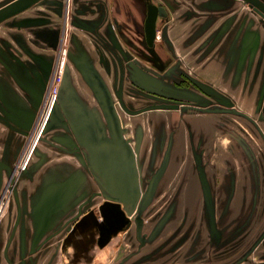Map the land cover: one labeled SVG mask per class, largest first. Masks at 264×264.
Instances as JSON below:
<instances>
[{"label": "crops", "instance_id": "crops-1", "mask_svg": "<svg viewBox=\"0 0 264 264\" xmlns=\"http://www.w3.org/2000/svg\"><path fill=\"white\" fill-rule=\"evenodd\" d=\"M0 1L6 6L15 0ZM154 2L165 8L167 16L157 19L154 45L148 48L141 0H65L64 28L68 26L69 12L76 14V22L83 21L77 26L97 28L93 38L88 39L92 46L86 47L92 48L91 57L82 50V60H113L115 75L128 73L129 79L131 72H125L119 64L126 60L140 61L137 68L143 74L138 77L141 84L147 82L148 71L142 63L147 61L160 71L157 74H162L169 90L188 91V102H196V93L192 92L191 83L181 85L185 75L204 83L205 90L224 97L218 103L210 102L214 104L210 109L194 112L198 114L182 113V107L179 110L171 106V115L167 109L162 110L167 116L160 114L153 118L141 114L137 121H130L136 122L131 130L133 140L139 143V162L97 163L95 168H87L86 171L93 172L91 180H96L94 172L103 178L102 185L98 181L97 187L106 199L100 202L98 195L94 203L119 208L123 214V227H115L109 233L107 244L118 237L115 245L119 241L124 248L109 251H126L128 247L135 250V229L130 216L137 203L163 204L168 207L159 225L166 226L173 220L174 236L183 233L181 226L176 233V220L186 226L187 251L193 261H198L195 264H264V15L242 0ZM113 82L116 84L118 79ZM87 135L85 140H91V134ZM34 145L35 141L30 151ZM112 146L115 150V142ZM78 166L59 163L50 169L45 167V172L53 173L50 177L54 180L50 182H55L67 172L79 171ZM111 171L127 172V176L115 175L110 179L107 173ZM134 172L137 179L132 177ZM93 183L86 182V188L95 187ZM83 184V178L76 175L65 186L50 183L46 187L43 237L52 236L47 233L49 224L45 222L52 199L59 201L57 208L70 205L73 196L84 194ZM88 230L85 235L94 234ZM75 231L60 232L59 245L54 243V251L58 246L61 257H65L64 262L59 259V264H68L71 251L76 263L87 264L80 252L101 250L98 232L94 241L87 244L85 235ZM49 244H53L51 239ZM4 250L8 257L9 250L1 244L0 264L53 263L45 259L5 261Z\"/></svg>", "mask_w": 264, "mask_h": 264}, {"label": "rangeland", "instance_id": "rangeland-1", "mask_svg": "<svg viewBox=\"0 0 264 264\" xmlns=\"http://www.w3.org/2000/svg\"><path fill=\"white\" fill-rule=\"evenodd\" d=\"M3 6L5 3L0 1V8ZM66 13L65 0H40L0 23V246L3 244L9 250L8 257L4 250L3 260L45 259L53 261L47 264H59V259L65 260L58 246L54 251L60 243V232L70 234L76 230L75 234L85 235L89 229L91 234L99 233L101 250L80 252L87 264L124 261L141 264L135 262L140 259L144 260L142 264L198 263L187 251L189 233L182 222L175 221L176 233L179 226L183 228L182 235L178 231L179 236L172 234V219L166 226L159 225L168 207L163 204L137 203L130 216L135 229V250L128 247L126 251L110 252L116 247L124 248L119 241L115 245L118 237L107 244L109 233L115 227H123V214L118 206L114 210L94 203L98 195L100 202L103 199L101 188L97 187L98 181L102 185L103 178L94 172L96 180H91L93 172L86 170L95 168L97 163L139 162V143L133 140L134 130H131L136 122L130 121H137L141 114L153 118L160 114L167 116L172 112L169 106L179 110L182 107L181 112L186 114L199 112L210 109L214 106L210 102L218 103L224 97L205 90L204 83L185 75L184 83H191L192 92L196 93V102H188L189 92L169 90L162 74H157L160 71L147 61H142L148 71L147 82L141 84L138 77L143 74L137 68L140 61L126 60L119 64L125 72H131L129 79L128 73L115 75L113 60H82V50L91 57L92 48H87L92 43L88 39L93 38L97 28L77 26L83 21L76 22L78 17L74 12L66 15L68 26L64 28ZM94 37L98 36L94 34ZM115 79H118L116 84ZM166 109L170 111L167 114L162 111ZM87 133L91 134V140H85L89 137ZM151 133L149 127V137ZM59 163L77 164L79 171L67 172L50 182L54 180L50 177L53 173L45 172V167L50 169ZM107 174L110 179L115 175L127 176L123 171ZM134 174L132 177L137 179V172ZM76 175L83 178L84 194L73 196L70 205L61 209L57 208L59 201L52 199L45 220L49 224L47 233L52 236L43 237L46 187L50 183L65 186ZM91 181L95 187L86 188V182L92 185ZM94 234L84 236L87 244L94 241ZM75 259L71 251L68 264H78Z\"/></svg>", "mask_w": 264, "mask_h": 264}, {"label": "water", "instance_id": "water-1", "mask_svg": "<svg viewBox=\"0 0 264 264\" xmlns=\"http://www.w3.org/2000/svg\"><path fill=\"white\" fill-rule=\"evenodd\" d=\"M40 0H15L14 2L6 5L0 9V23L5 20L22 13L27 10L34 4L38 3ZM147 3V17L145 21V37L148 45H152L153 39L155 38V24L156 19L162 14L164 16L165 12L162 8H156L150 3V0H145ZM246 3H249L252 6H255L257 9L264 13V3L260 0H244ZM161 15V16H162ZM264 116V111H263Z\"/></svg>", "mask_w": 264, "mask_h": 264}, {"label": "flooded vegetation", "instance_id": "flooded-vegetation-1", "mask_svg": "<svg viewBox=\"0 0 264 264\" xmlns=\"http://www.w3.org/2000/svg\"><path fill=\"white\" fill-rule=\"evenodd\" d=\"M142 1V3L144 4V7H145V19H144V28H145V21H146V17H147V8H148V6H147V3H146V1L145 0H141ZM242 1H244V0H242ZM261 2H263L264 3V1L263 0H260ZM245 2V1H244ZM150 3L152 4V5H154L156 8H162L163 9V11L165 12V14H164V16L162 15H160V13H158L159 14V16L157 17V19L158 18H166V16H167V12H166V10H165V8L163 7V6H160V5H158L157 3H155L154 2V0H150ZM248 5H250L249 3H248ZM251 7H253V8H255V9H257L255 6H252V5H250ZM259 12H261L263 15H264V13L262 12V11H260L259 9H257ZM157 19H156V22H157ZM155 33H156V24H155ZM144 36H145V29H144ZM156 36V35H155ZM154 40H155V38L153 39V42H152V45H148V43H147V41H146V37H145V42H146V45H147V47L148 48H152L153 47V45H154ZM182 84H184V80L182 81V83H181V85Z\"/></svg>", "mask_w": 264, "mask_h": 264}, {"label": "built area", "instance_id": "built-area-1", "mask_svg": "<svg viewBox=\"0 0 264 264\" xmlns=\"http://www.w3.org/2000/svg\"><path fill=\"white\" fill-rule=\"evenodd\" d=\"M58 74V73H57Z\"/></svg>", "mask_w": 264, "mask_h": 264}]
</instances>
